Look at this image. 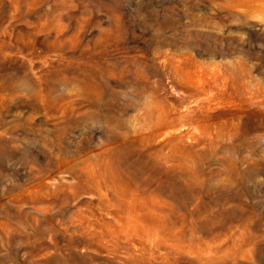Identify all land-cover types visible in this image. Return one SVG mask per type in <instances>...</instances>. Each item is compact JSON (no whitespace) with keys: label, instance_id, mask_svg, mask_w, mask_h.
<instances>
[{"label":"rangeland","instance_id":"374dc122","mask_svg":"<svg viewBox=\"0 0 264 264\" xmlns=\"http://www.w3.org/2000/svg\"><path fill=\"white\" fill-rule=\"evenodd\" d=\"M0 264H264V0H0Z\"/></svg>","mask_w":264,"mask_h":264}]
</instances>
